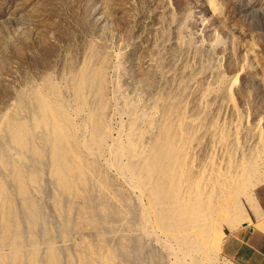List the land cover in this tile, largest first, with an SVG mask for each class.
Here are the masks:
<instances>
[{
  "label": "rangeland",
  "instance_id": "obj_1",
  "mask_svg": "<svg viewBox=\"0 0 264 264\" xmlns=\"http://www.w3.org/2000/svg\"><path fill=\"white\" fill-rule=\"evenodd\" d=\"M263 193L264 0H0V264H223Z\"/></svg>",
  "mask_w": 264,
  "mask_h": 264
},
{
  "label": "bare ground",
  "instance_id": "obj_2",
  "mask_svg": "<svg viewBox=\"0 0 264 264\" xmlns=\"http://www.w3.org/2000/svg\"><path fill=\"white\" fill-rule=\"evenodd\" d=\"M45 113V118L49 120L51 122V125L53 126L54 139L57 144L54 148V152L60 155V149L58 148L65 145L70 140V136L67 134V132L61 125L55 124V120L58 116V111L52 103L46 102ZM170 146V137L167 134H163L162 137L159 139L156 148L151 153V158L147 165L148 175L157 172L164 180L162 191L167 196H169L170 194L172 196L176 190L177 184L175 176L177 175L180 168L177 164V153L174 152ZM118 150L119 153L122 152V149ZM63 152L64 153L62 155H68L67 151ZM58 171L60 170L58 169ZM193 206L194 205H191V203H188L187 207H184V212L186 213V215H184L183 217H185V220L178 222L179 224L183 223L181 225L182 228H184L183 226L186 225L193 226L196 220L203 219L206 216L205 211L195 208ZM188 217L191 218V221H187ZM164 218L165 217L162 214L159 219L160 223H164ZM232 225L234 226V221ZM197 234L199 238V244L205 245L206 248L209 244V252H212L213 250H219L221 248V244L223 241V233L215 235L211 240H209L208 235L203 231H198ZM182 239L184 240L183 237Z\"/></svg>",
  "mask_w": 264,
  "mask_h": 264
},
{
  "label": "crops",
  "instance_id": "obj_3",
  "mask_svg": "<svg viewBox=\"0 0 264 264\" xmlns=\"http://www.w3.org/2000/svg\"><path fill=\"white\" fill-rule=\"evenodd\" d=\"M257 204L259 213L253 211V207L249 205L248 220H244L239 229L229 232L226 236L223 234V253L238 264H264V229L256 226L260 220L264 223L261 218L262 214L264 215V193L259 195Z\"/></svg>",
  "mask_w": 264,
  "mask_h": 264
},
{
  "label": "built area",
  "instance_id": "obj_4",
  "mask_svg": "<svg viewBox=\"0 0 264 264\" xmlns=\"http://www.w3.org/2000/svg\"><path fill=\"white\" fill-rule=\"evenodd\" d=\"M223 264H238V263L236 261H234V260L225 259Z\"/></svg>",
  "mask_w": 264,
  "mask_h": 264
}]
</instances>
